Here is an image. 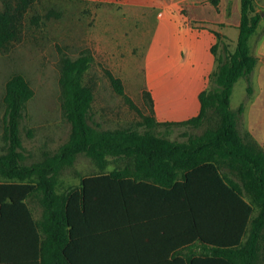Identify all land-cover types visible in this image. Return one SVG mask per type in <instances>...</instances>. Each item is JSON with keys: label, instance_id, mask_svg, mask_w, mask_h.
Instances as JSON below:
<instances>
[{"label": "trees", "instance_id": "16d2710c", "mask_svg": "<svg viewBox=\"0 0 264 264\" xmlns=\"http://www.w3.org/2000/svg\"><path fill=\"white\" fill-rule=\"evenodd\" d=\"M0 1L3 49L21 39L24 14L35 0ZM253 2L240 0L235 49L216 59L209 86L198 95L199 113L170 123L199 127L209 110L217 115L215 127L187 141L153 133L154 127L169 124L156 122L152 109L142 115L144 132L90 126L94 95L83 78L94 59L85 48L59 59L60 108L70 125L67 141L42 161L23 165L15 151L21 148L18 123L33 92L22 75L6 81L3 130L9 151L0 155V264H256L264 249V150L238 128L243 103L230 109L238 79L246 80V96L252 94L256 58L248 41L264 20V9L255 10ZM44 17L58 18L60 12L49 10ZM103 73L113 92L141 114L122 81L107 69ZM143 95L150 99L147 92ZM80 153L99 172L58 194L56 174ZM107 156H122L129 163L106 172ZM223 166L239 180L223 174ZM37 192L42 213L34 220L26 200ZM195 241L198 255H179Z\"/></svg>", "mask_w": 264, "mask_h": 264}, {"label": "crops", "instance_id": "0c3cea01", "mask_svg": "<svg viewBox=\"0 0 264 264\" xmlns=\"http://www.w3.org/2000/svg\"><path fill=\"white\" fill-rule=\"evenodd\" d=\"M51 1L60 2V16L64 9L70 10V3L80 5L83 16L91 22L86 48L94 61L108 65L107 70L122 81L125 93L128 89L139 96L147 92L153 117L159 123H178L199 113L198 95L208 88L216 59L224 52H233L237 42L240 0ZM253 3L255 10L264 9V0ZM248 47L256 58L252 94L246 96V80L238 79L230 95V109L233 89L243 79V97L233 109L243 103L238 128L248 132L264 150L263 19L250 36ZM26 204L30 209L27 200ZM194 244L191 250L182 248L179 255H198L200 243ZM256 264H264V249Z\"/></svg>", "mask_w": 264, "mask_h": 264}, {"label": "rangeland", "instance_id": "374dc122", "mask_svg": "<svg viewBox=\"0 0 264 264\" xmlns=\"http://www.w3.org/2000/svg\"><path fill=\"white\" fill-rule=\"evenodd\" d=\"M66 3L63 2V5H68ZM59 4L58 1L35 0L24 14L21 39L6 48H0V155L9 151V142L3 130V96L6 81L15 74L22 75L33 92L18 123L21 148L15 151L21 153L20 163L23 165L42 161L45 153L50 155L56 153L67 141L70 133V125L60 108L59 59L62 55L75 57L82 49L88 47L91 22L88 17L83 16L80 5L76 3H70V10L64 9L63 15L58 18L44 17L49 10L55 9L59 12ZM35 17H38L37 24L32 23ZM226 55L224 52L223 58ZM107 67V64H102L98 60L93 61L84 75L83 81L92 88L94 95L88 124L99 130L132 128L144 132L146 127L142 125V115L151 114L150 99L143 94L142 96L138 93L133 94L128 89L126 95L131 97L141 114L130 108L110 87L103 73ZM242 80L238 81L233 89L232 111L243 97ZM218 120L217 115L209 110L208 117L199 127L167 123L169 125L154 127L152 132L173 141L183 142L189 137L200 136L206 129L215 127ZM239 130L243 131L240 128ZM107 159L108 165L104 169L106 172L122 168L129 163V160L122 156H107ZM220 171L232 179L239 180L237 174L227 167H221ZM98 172L90 158L82 153L77 154L71 166L63 167L56 174V192L65 194L79 184L80 178ZM1 180L3 178L0 177ZM244 197L249 201L248 196ZM39 198L40 192H37L27 199L36 220L42 213ZM256 212L257 210L253 211V215Z\"/></svg>", "mask_w": 264, "mask_h": 264}]
</instances>
